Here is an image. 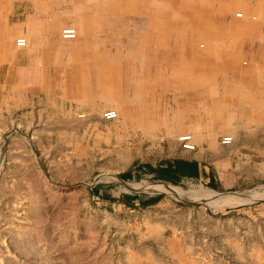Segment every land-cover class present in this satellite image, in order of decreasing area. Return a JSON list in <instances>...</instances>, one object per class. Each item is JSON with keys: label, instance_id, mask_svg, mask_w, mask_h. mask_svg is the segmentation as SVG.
I'll return each instance as SVG.
<instances>
[{"label": "rangeland", "instance_id": "rangeland-1", "mask_svg": "<svg viewBox=\"0 0 264 264\" xmlns=\"http://www.w3.org/2000/svg\"><path fill=\"white\" fill-rule=\"evenodd\" d=\"M49 2L56 16L32 33V1L0 2V264H174V250L264 264V115L240 104L212 122L238 95L187 81L253 72L264 110V0ZM224 157L242 174L226 190L156 177L187 160L217 177Z\"/></svg>", "mask_w": 264, "mask_h": 264}, {"label": "crops", "instance_id": "crops-1", "mask_svg": "<svg viewBox=\"0 0 264 264\" xmlns=\"http://www.w3.org/2000/svg\"><path fill=\"white\" fill-rule=\"evenodd\" d=\"M21 1H32L34 3L33 4L34 12L32 13V16H29L31 18H28V15H26L27 17L25 20V24L28 27V31L32 33L35 29H37V27H41L45 25L48 17H51L52 13L53 14L55 13L52 16H56V12L52 11V9L50 8L51 6L49 5L50 4L49 1H56L60 3V2H63L64 0H21ZM257 10H258V13H255L254 10H252L253 12L251 13H255L256 15L261 17V24L264 25V10L260 8V6L259 8H257ZM58 11L60 10H57V14H58ZM258 25L260 24L259 23L255 24V27ZM248 42L250 43L248 45H250L251 48L253 49V36L248 38ZM256 42L258 46H261L263 45L262 42H264V40L263 41L259 40ZM250 60H251L250 62L253 63V53H251L250 55ZM190 61H192V59L189 58L188 63H190ZM175 62L177 65L179 64L177 59L175 60ZM192 64L193 63H190V65ZM190 65L188 64V67ZM258 79H259L258 76L253 75V72H252V76H187V81H189L190 85L195 87L196 92L200 90L203 92L207 91V93L211 94L212 92H217L221 89L226 94V96L227 95L228 96L238 95L239 101L232 102V98L229 97L231 99V101H228L229 103L226 102L223 105L222 103L215 101L212 104L213 106H211V109L208 110V112L213 114V116L210 118V121L212 122L220 120L221 119L220 113H222L223 111L232 112L231 108H227V107L233 108V106L235 105L242 104L243 107H240V109L248 108L250 112H252V115H253V118L252 119L250 118L249 120L250 121L253 120V122L257 123L258 120L263 117L264 110L261 108V103L258 102L256 94L253 93V90H249V87H252L250 89H253V84L257 85ZM249 82L251 83L250 85H249ZM186 86L188 87L189 85L186 84ZM224 107H226V109H224ZM233 119L234 118L231 116L226 117L224 119L223 124L219 125L220 128L231 127V125L230 126H227V125ZM221 160L222 159H220L219 162H221ZM222 161L224 162V165L219 166L217 177H215L212 174V171H208V169H206V167L197 160H187V161L179 163V165L176 166L174 169H172V167H169V169L175 172L181 171L183 174H180L179 176V173H178L179 177L200 180L204 183H207L208 186H211L214 189L226 190L234 186L235 184H237L239 182L240 177H242V174L238 173L237 166L233 167L232 164L229 162V159H227V157H224ZM99 194H101L100 191H99ZM106 196L108 197L109 195L106 193L102 194V197H104V199L106 198ZM135 196H136V198L134 199L135 203H133V205H136V204L139 205L140 202H142L140 200V196L138 195H135ZM112 197L114 196L112 195ZM179 241H181L182 243L185 241L183 234L175 233L169 236V238H167V242H171L173 244L178 243ZM169 247L171 248L170 243H169ZM170 257H171L170 255H165V257L163 256L161 258H157V257L155 258L154 256H152V259L155 264H167ZM172 257L175 260L174 264H192V262L194 261L193 259L189 258L188 255H184L182 251L180 253L177 250L176 251L174 250L172 252ZM220 263L230 264L224 260H219V264Z\"/></svg>", "mask_w": 264, "mask_h": 264}, {"label": "built area", "instance_id": "built-area-1", "mask_svg": "<svg viewBox=\"0 0 264 264\" xmlns=\"http://www.w3.org/2000/svg\"><path fill=\"white\" fill-rule=\"evenodd\" d=\"M235 16L238 18L242 17V13L237 12V13H235ZM76 34H77L76 30L74 28H70V27L64 28L61 31L62 38L67 39V40L74 39L76 37ZM25 44H26V41L24 38H18L16 40V45L18 47H23V46H25ZM116 116H117V114L114 110H108V111L104 112V118L105 119H108V120L114 119ZM189 138H190L189 136H185V138L180 139V140H184L185 142H187V144L184 145V147L186 149H193V146L188 143ZM229 141H230V137H224L222 140L223 143H228Z\"/></svg>", "mask_w": 264, "mask_h": 264}, {"label": "trees", "instance_id": "trees-1", "mask_svg": "<svg viewBox=\"0 0 264 264\" xmlns=\"http://www.w3.org/2000/svg\"><path fill=\"white\" fill-rule=\"evenodd\" d=\"M156 177L159 178V179H163V180H169V181H172L174 183L177 182L180 174H183L181 171H172L170 170L169 168L166 169V170H159L156 172ZM178 173H179V176H178ZM177 174V175H176ZM185 174V173H184ZM132 199H135L136 196H132L131 197ZM153 201H148V202H140V205H147V204H150L152 203Z\"/></svg>", "mask_w": 264, "mask_h": 264}, {"label": "bare ground", "instance_id": "bare-ground-1", "mask_svg": "<svg viewBox=\"0 0 264 264\" xmlns=\"http://www.w3.org/2000/svg\"><path fill=\"white\" fill-rule=\"evenodd\" d=\"M169 8H170V7H169ZM179 138H180V139H183V138H185V136H184V135H180ZM134 187H135V185H134ZM139 187H140V186H137V188H139Z\"/></svg>", "mask_w": 264, "mask_h": 264}]
</instances>
